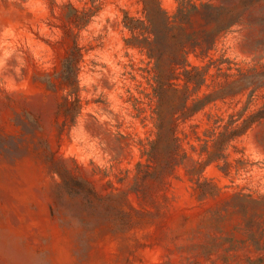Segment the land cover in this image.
Listing matches in <instances>:
<instances>
[{"label":"rangeland","instance_id":"obj_1","mask_svg":"<svg viewBox=\"0 0 264 264\" xmlns=\"http://www.w3.org/2000/svg\"><path fill=\"white\" fill-rule=\"evenodd\" d=\"M0 264H264V0H0Z\"/></svg>","mask_w":264,"mask_h":264},{"label":"trees","instance_id":"obj_2","mask_svg":"<svg viewBox=\"0 0 264 264\" xmlns=\"http://www.w3.org/2000/svg\"><path fill=\"white\" fill-rule=\"evenodd\" d=\"M147 9V12H148V8L146 7ZM149 13V12H148ZM157 16H156V20L154 21L152 16H148V20L151 24V28H154V27H163V28H166L167 30H169L171 28V21H170V17L165 13L163 12V10H161V8L158 6L157 8ZM151 17V18H150ZM126 28L132 33V35L135 37V34L140 32V30L142 31L144 28L147 29L146 25L144 22L142 21H135V20H129L128 23L125 24ZM144 26V28L142 29V27ZM149 34H152V35H156L155 32H153L151 30V32H149ZM149 40H150V37H148ZM155 42H156V39H155ZM130 45V44H129ZM132 47H137V48H140V49H148L146 46V44L142 45L141 44H133ZM149 51V50H148ZM148 56L149 58H153L152 55L150 53H148ZM70 59L67 60L66 62V67H70ZM178 66H180L181 64H177ZM198 69H192V71H188V70H185V74H184V82H185V86H188L189 84H192L194 83V74L193 72L194 71H197ZM198 72V75L200 74L199 71ZM197 74V73H195ZM74 74L73 72L70 70L66 72V78L67 79H71V77H73ZM204 80V77L202 76V81ZM169 83H170V80H162L161 82H159V86L160 88H162V90H166L165 87L166 86H169ZM170 87V86H169ZM159 99L162 101V96L161 94L158 95ZM199 102L195 103V107H199ZM185 107H187V104L185 105ZM199 108H196V111H198ZM241 119V118H240ZM238 121V120H237ZM237 121H235V123H237ZM255 120H253V118H249L247 120H244L242 125L240 127H237L235 128V134H244L246 133L251 127L252 125L254 124Z\"/></svg>","mask_w":264,"mask_h":264}]
</instances>
